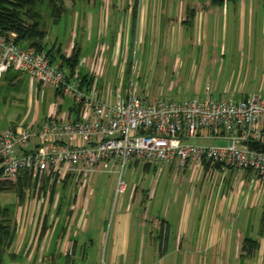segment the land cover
Here are the masks:
<instances>
[{
	"label": "rangeland",
	"instance_id": "1",
	"mask_svg": "<svg viewBox=\"0 0 264 264\" xmlns=\"http://www.w3.org/2000/svg\"><path fill=\"white\" fill-rule=\"evenodd\" d=\"M150 1L158 5L177 3V0ZM202 1L204 3L207 0ZM87 2H92V0H63L65 13L57 22L54 21L52 7L47 1L38 6L41 23L47 28V36L44 40L46 50L59 46H63V50H66L72 40L78 36L77 41L84 54L96 44L100 47L103 41L112 43V37L116 35L123 42L121 43L123 58L116 60L117 66L111 65L112 61L108 64L110 74L108 79L106 78L108 85L103 93L105 101H115V92L123 88V94H126L131 87L145 100L184 99L193 96L179 93L177 90L170 92L168 90L169 77L162 76L161 78L160 71L163 66L167 67L169 74L174 71V65L180 68V72L188 68L191 59L201 53L202 47L211 45L208 43L212 36L210 32L207 34V39L193 41L194 30L193 33L192 29L184 30L189 40H185L180 47L175 48V51L170 54L171 59L161 60L163 56L161 50L178 42L180 28L169 27L165 31L160 22L152 32V37L149 36L151 32L146 37H135V34L134 36L127 35L129 28L126 25L117 29L122 11H112L110 14L108 12L104 18L107 20L109 32L104 40V36L102 37L99 33L98 26L101 4L97 5L98 7L86 8L83 5ZM125 2L126 0H122V3ZM187 2L195 3L193 0H187ZM196 2L199 3L197 0ZM229 4L228 32L222 38L225 49L223 54L226 53V67L231 66L229 73L225 70L223 74L224 88L226 87L228 92L226 98L239 100L254 95L264 97V0H235L230 1ZM245 4L248 11L247 19L243 21L239 15L241 5ZM115 17H118V21ZM88 18L90 20H87ZM73 33H75L74 36ZM90 33L93 34L92 40L87 39ZM200 36L203 37L202 32ZM105 46L110 49L108 45ZM127 53L128 58L126 59ZM178 74L179 71L176 72L173 80L177 79ZM102 79L103 77L98 80L101 92H103L100 87ZM215 82V79H209L205 84L210 85L213 93ZM62 101L65 110L73 103L72 98L57 96L53 89L40 86L28 74L18 69L0 71V130L40 123L49 116L54 104ZM193 142L202 145L227 144L224 140L213 139H194ZM145 164L143 161L134 159L126 164L123 169V180L127 182L128 187L122 194H117L116 188L119 178L116 171L119 167L111 164L108 167L104 166L101 172L85 177L71 176L68 181H55L56 178H49L50 183H56V198L53 204L50 202V190L48 194H45L43 189L36 187L39 182L37 185L33 182L30 186L23 188V197H20L16 186L0 189V200L3 206L14 208L11 214L12 220L17 223L18 230L21 231L11 249V252L16 255L19 253L17 257L23 260L19 258L20 263L17 264H37L40 257L37 234L41 231L43 217L49 215V218L53 219L57 215V207L59 210L62 208L63 216L66 217L68 215L65 214L66 211H70L73 205L76 206L73 211L78 217L83 213V208H78L79 205L75 204L78 198L82 201L86 200L89 204L88 209L85 210L81 226L76 221L72 224L70 231H65L66 234L57 231L59 240L57 246L54 247L56 262L69 264V261L73 259L82 261L83 253H85L86 263L108 262L116 226L115 219L120 213H127L132 217L131 223L123 230L131 231L133 252L130 254V259L142 260L145 258L143 255H146L147 251L149 253L151 249L157 255L158 248L162 247L160 236L163 231L162 218L169 221L172 232H176L180 222L182 199L188 194L191 196L194 192L200 196L209 191L212 176L209 173L205 174L201 167H194L192 164H187L185 167L174 164L172 166L169 164L145 166ZM255 177L258 178L254 175V178L247 180L246 189L248 186H253L252 189L257 191L254 188L257 183ZM213 178H216V174ZM261 195L264 197V180ZM63 227L59 225V229ZM74 231L78 234L75 239L79 242L80 248L77 257L69 259L63 254L72 246ZM20 239H22L21 245L19 244ZM189 241V244H192L193 237H189ZM60 251H63V254ZM48 254V251L45 252L43 261L48 259ZM4 260L8 262L13 259L5 256Z\"/></svg>",
	"mask_w": 264,
	"mask_h": 264
},
{
	"label": "built area",
	"instance_id": "2",
	"mask_svg": "<svg viewBox=\"0 0 264 264\" xmlns=\"http://www.w3.org/2000/svg\"><path fill=\"white\" fill-rule=\"evenodd\" d=\"M16 36L0 33V71L18 69L73 103L67 110L63 101L55 103L40 123L0 130V181L85 177L111 164L119 167L116 188L122 194L128 187L123 169L133 159L202 169L218 164L264 178V97L215 99L208 85L202 98L145 100L131 87L107 102L98 86L104 49L92 61L82 60L88 81L80 67L70 73L51 61L48 50L19 45ZM213 131L227 144L193 142Z\"/></svg>",
	"mask_w": 264,
	"mask_h": 264
},
{
	"label": "crops",
	"instance_id": "3",
	"mask_svg": "<svg viewBox=\"0 0 264 264\" xmlns=\"http://www.w3.org/2000/svg\"><path fill=\"white\" fill-rule=\"evenodd\" d=\"M193 1H195L193 4H190L187 0H177V3L158 5L151 3L150 0H126L125 3H122V0H92V2H87L83 6L91 8L98 7L97 5L101 4L99 11L100 24L98 26L99 33L102 37L104 36V40L109 33L107 20L104 18H106L108 12L110 14L112 11H122L120 16L122 20L118 19L119 16L115 17L116 20H120L117 29L123 25L128 26L129 32L127 35L134 36L135 34V37H146L151 32L149 36L151 35L152 37V32L155 31L156 25L160 22L162 23L161 27L165 28V31L169 27L174 28L176 26L180 28L181 32H178L180 37L178 42H174L171 47L161 50L163 54L161 60L171 59L170 54L175 51V48L180 47V44L185 40H189L187 38L188 35H185V31L192 29L193 33L194 30L193 41H200L203 38L207 39V34L210 32L212 36L208 43L211 45L202 47L201 53L191 59L188 68L180 72V68L174 65V71L169 74L167 67L163 66L160 71L161 78L162 76L169 77L168 90L170 92L177 90L179 93L201 98L205 96L206 87L208 86L205 85L206 81L215 79L213 97L215 99H227L228 92L226 87L224 88L223 74L225 70L229 73L231 66L226 67V53L223 54L225 49L222 38L228 32L230 1H226L223 5H215L210 0L204 3L202 0H197L199 3L196 0ZM247 8L246 4L240 7L239 16L243 21L247 19ZM87 20H90V18ZM201 32L203 37L200 36ZM74 35L75 33H73ZM87 37L88 40H92L93 34L90 33ZM77 38L78 36H76L75 40H72L66 50H63V46L53 47L54 53L57 55L56 64L60 65L62 62L60 54L56 53V51L60 49L61 55L65 54L69 57L75 45L76 48L80 49L77 67H80L82 73L86 75L89 73V66L88 63L82 64V60L92 61L99 54L97 51L102 48L105 53L107 49L105 45H108L110 49H107V54L105 53V72L100 82L103 94L108 85L106 78L108 79L110 74L108 64L112 61L111 65L117 66L116 60L123 58V45L121 46L123 42L115 35L112 37V43L103 41L100 47L96 44L91 50L82 54V48ZM175 44L177 46H174ZM125 56L127 59L128 53ZM64 69L70 72L68 67L65 66ZM177 71H179L177 79L173 80ZM115 93H123V88ZM197 139L224 140L227 142L226 139L220 137L218 131L205 133L204 136ZM109 165L107 164L106 167ZM169 165L172 166L173 164ZM174 165L178 166L176 163ZM203 171H205V174L209 173L212 176L211 189L204 192L203 195L197 196L196 192H194L191 196L188 194L182 199L180 222L176 232H172L169 221L162 218L163 230L167 229L169 238L166 246H162V249L161 247L158 248L157 255L151 249L149 253L147 251V254L143 255L145 258H142V260L130 259V254L133 252L131 250V231L123 230L131 223L132 217L127 213H120L115 219L116 226L110 249V259L108 262H103V264H264V197L261 195L264 179L261 180L258 176V178L255 177L257 183L254 188L257 191H254L252 189L253 186H248L246 189L247 180L254 178L255 175L250 171H240L217 164H211L209 170L204 167ZM214 174H216V178H213ZM41 184L42 181L37 186L40 187ZM52 184L50 183V185ZM48 193L49 189L45 194ZM75 204L79 205L78 208H83V213L78 215V217L73 211L76 208L75 205L71 207L70 211H66L65 214H68L66 217L63 216L62 208L59 210L58 207L56 208L58 216L55 215L53 219H50L49 215L43 217L41 231L37 234V241L40 245V257L37 260V264H59L55 261L54 254V247L57 246L59 240L57 231L66 234L65 231H70L69 229L72 228V224H75L76 221L81 226L84 220V213H86L89 205L85 199L82 201L79 198L76 199ZM64 217L66 218L65 221ZM46 222L47 228L44 230L43 227ZM60 224L64 226L63 229H59ZM50 231L52 232L50 233ZM20 232L17 230L14 243L20 236ZM73 234L74 238L71 248L64 254L62 253L63 251H60L61 254L69 257V259L77 257L80 248L79 242L75 239L78 234H75V231ZM189 237H193L192 244H189ZM247 240L249 241L248 243ZM21 241L22 239L19 240L20 245ZM247 244L253 245L250 253L249 249L246 248ZM47 251L49 253L48 259L46 258V261H43V256ZM82 257V261L73 259L69 261V264H89L85 262V253H83ZM20 260L4 261V264H11L12 262L17 264L20 263Z\"/></svg>",
	"mask_w": 264,
	"mask_h": 264
},
{
	"label": "trees",
	"instance_id": "4",
	"mask_svg": "<svg viewBox=\"0 0 264 264\" xmlns=\"http://www.w3.org/2000/svg\"><path fill=\"white\" fill-rule=\"evenodd\" d=\"M45 1L49 3L52 7V15L54 21L57 22L65 13V8L62 4L63 0H0V33L5 36H10L12 32L16 33L15 42L19 45H28L39 50L46 49L44 45V40L47 36V28H45L41 23V13L37 9L40 4ZM211 3L215 5H223L226 1L235 0H210ZM136 14V12H135ZM51 56V61L56 63L57 55L54 53V49L48 50ZM60 54L62 60L59 65L61 68L68 67L69 71L72 73L78 66L80 58V49L73 47L72 53L69 57L65 54L61 55L60 49L56 51ZM84 79L88 80V75L84 76ZM89 81V80H88ZM63 107H61L62 109ZM149 165V164H145ZM218 165V164H217ZM209 164L205 165L206 169H210ZM251 172V171H250ZM51 177H46L42 180L40 186L44 193L50 190V202L53 203L56 195L55 182L50 185ZM69 178L64 181H68ZM60 179L56 178L55 181ZM38 180L34 183L37 185ZM10 185H9V184ZM33 183V179L27 176L19 177L18 181L2 182L0 181V189L7 188V186H16L20 197L24 196L23 188L28 187ZM49 185V186H48ZM51 186V187H50ZM38 188V186H37ZM13 207L3 206L0 200V264H4L5 256L11 257L13 260H18L16 253L11 252L13 244L17 236L18 225L12 220ZM44 230L47 228V222L44 224ZM162 246H166L168 243L169 234L167 229L163 230L160 234ZM251 241V240H250ZM249 241L247 240V243ZM253 245L247 244L246 248L249 249V253ZM162 249V247H161Z\"/></svg>",
	"mask_w": 264,
	"mask_h": 264
}]
</instances>
